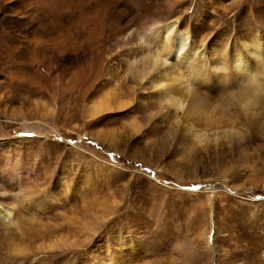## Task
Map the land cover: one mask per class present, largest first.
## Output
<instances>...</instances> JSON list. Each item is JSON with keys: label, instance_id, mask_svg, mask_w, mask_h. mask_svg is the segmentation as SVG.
Instances as JSON below:
<instances>
[{"label": "rangeland", "instance_id": "obj_1", "mask_svg": "<svg viewBox=\"0 0 264 264\" xmlns=\"http://www.w3.org/2000/svg\"><path fill=\"white\" fill-rule=\"evenodd\" d=\"M166 23L211 60L245 54L264 0H0V159L57 199L0 220V264L109 263L113 249L126 264H264V101L248 127L224 132L225 119L190 141L154 96L157 75L127 68Z\"/></svg>", "mask_w": 264, "mask_h": 264}, {"label": "bare ground", "instance_id": "obj_2", "mask_svg": "<svg viewBox=\"0 0 264 264\" xmlns=\"http://www.w3.org/2000/svg\"><path fill=\"white\" fill-rule=\"evenodd\" d=\"M140 41L151 53L129 62L128 70L142 83L148 78L147 75H157L154 80L150 78V88L159 104L164 105L174 116L175 127L189 137L190 141L201 143L204 138L216 136L222 133V130H236L233 123L238 119L246 122V127L252 117L257 119L256 115L259 114L264 101V36L253 37L250 41L253 45L251 49L246 48L244 44L245 54L241 52L242 48L234 49L230 54L224 49L216 54L213 60L209 59L206 51L196 50L188 30H181L172 23L150 26L141 35ZM209 68L216 71L211 72ZM214 89L220 90L221 95L215 94ZM225 119L230 122L221 130ZM26 125L24 128L28 136H41L49 130L36 124ZM21 163L18 169L16 167V170H13L0 159V186H7L4 192L0 191V220L4 224H18L16 216L20 214V209L27 205L43 208L46 202L57 200L55 189L52 188L45 190L40 196H34L25 190L27 177H31L26 171V163ZM58 179L61 180V177ZM55 205H58L57 202L52 204ZM32 216V213L28 215V220H32ZM18 230L21 231L20 226ZM29 238L34 240L32 235ZM115 240L118 245H127L120 233L116 235ZM139 244L142 242L139 241ZM127 246L131 248L130 244ZM64 247L67 249L69 246ZM118 252H115V255L114 249L111 250L109 263L99 261L98 264H126L128 260L125 254Z\"/></svg>", "mask_w": 264, "mask_h": 264}, {"label": "snow or ice", "instance_id": "obj_3", "mask_svg": "<svg viewBox=\"0 0 264 264\" xmlns=\"http://www.w3.org/2000/svg\"><path fill=\"white\" fill-rule=\"evenodd\" d=\"M209 71H211V72H215L216 69H214V68H209Z\"/></svg>", "mask_w": 264, "mask_h": 264}]
</instances>
